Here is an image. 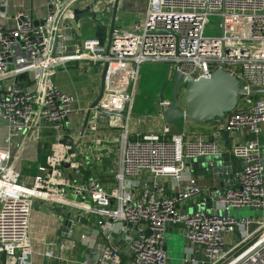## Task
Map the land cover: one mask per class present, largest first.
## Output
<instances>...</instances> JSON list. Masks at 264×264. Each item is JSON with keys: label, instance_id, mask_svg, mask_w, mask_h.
<instances>
[{"label": "built area", "instance_id": "built-area-1", "mask_svg": "<svg viewBox=\"0 0 264 264\" xmlns=\"http://www.w3.org/2000/svg\"><path fill=\"white\" fill-rule=\"evenodd\" d=\"M99 1L51 0L45 20L36 22L25 11L8 17L6 0H0V264H32L30 221L36 202L75 211L78 218L95 215L105 229L123 230L125 223L140 228L125 247L115 240L100 244L91 264H170V228L184 239L183 264H264V55L244 44L264 48V0H148L142 20L116 26L108 42L81 40L67 16L80 3L95 9ZM212 16L222 19L221 36H205ZM73 63H98L104 70L98 105L109 114L90 108L81 125L70 122L77 114L75 98L56 84L60 69ZM146 63H168L194 80L222 68L238 78L244 93L224 121L211 122L209 137L176 133L166 123L158 134L138 133L132 139L128 125L135 85ZM21 75L26 79L19 80ZM180 86L179 98L185 92ZM171 104L160 102L161 118ZM99 123L122 133L115 188L96 177L78 181L72 175L84 168L77 158L82 140L92 136L101 146ZM43 124L68 143L51 145L35 176L22 181L19 167L28 144L42 141ZM224 131L242 140L229 150L221 142ZM227 150L245 165L234 171L224 193L185 177L188 160L220 157ZM168 182L177 185L173 195L167 194ZM200 200L209 201L204 204L211 205L212 214L188 212ZM244 208L262 215H230ZM44 257L54 259V252L48 249Z\"/></svg>", "mask_w": 264, "mask_h": 264}, {"label": "crops", "instance_id": "crops-1", "mask_svg": "<svg viewBox=\"0 0 264 264\" xmlns=\"http://www.w3.org/2000/svg\"><path fill=\"white\" fill-rule=\"evenodd\" d=\"M130 1L132 0H120L118 8H120L122 3V5L126 7L127 3ZM115 2L116 0H100L95 9L86 2L80 3L70 10L67 16V22L75 27L81 40L98 38L100 36L102 40L108 42L111 36L110 26ZM48 4L49 0H6V13L8 17L14 18L18 12L25 11L30 14L36 22H42L47 17ZM147 8L148 0H145L143 7L136 11L139 18L134 20L133 23L142 20ZM87 9H90L91 12H86ZM93 12L97 14V21H99V23L106 21L105 25L108 26L106 30L99 31L97 29L98 22H95ZM148 64H151L152 74L146 82L145 92H147L146 94L149 95V98L145 96L147 101L145 105L150 101V95L153 90L150 86V80H152V84L157 82V84L161 86L164 82L168 81L174 73L171 65L168 68L169 72H167L165 71L166 67L163 66L162 63ZM103 72V67L98 63H73L67 69H60L58 72L56 77L57 86L62 92L69 96H73L76 100L73 108L77 114L70 120L72 125L85 124L88 111L101 92ZM157 75L159 76L156 80L157 77L155 76ZM136 86L137 82L135 88ZM136 90L137 89H135L134 96ZM158 93L159 101L155 103V111L143 115H135L132 106V117L128 125V132L132 139H135L138 133L142 135L158 134L166 125L163 118L159 116L161 109V91L159 89ZM152 100L153 99H151V102ZM136 107L140 109L142 105L138 104ZM210 126L211 123L198 124L186 120L173 124L172 129L176 133L187 130L190 134H202L203 136L209 137ZM40 134L42 138L40 143L28 144L26 153L19 167V172L21 167L22 169L26 168V166L23 165L25 164L23 161L26 160V158L29 159V154L31 153L36 166L29 165V167L33 170V176H35L37 167L45 163L50 153L51 145L58 142L65 144L64 141H67L63 136L53 130L49 124L42 125ZM121 134L120 130L110 129L107 125L99 123L96 137L101 140V146L94 144L95 139L92 136L82 140L77 158L84 164V168L81 170H74L72 172L73 178L82 181L89 177H96L109 189L117 187L116 175L121 169ZM250 138L251 137H248L245 140ZM231 139L232 144H236L242 140V136L235 134L231 136ZM221 142L222 145L228 149V144L224 136ZM243 166L244 163L242 161L232 158V168L235 172L240 171ZM188 176L196 177L199 184L204 187L209 186L215 188L220 185V181L214 180L211 175L204 176L202 173H195L191 168H189L185 177L187 178ZM210 178H212V180ZM145 181L146 177L143 178L142 183ZM174 188H177L175 182H168L167 194L173 195L175 192ZM67 220H71L73 225H76L73 233L69 235L62 232ZM104 222L103 219L95 215L81 216L78 218V214L75 211L60 208L51 203L36 202L33 207L30 221V237L34 251L32 264H91L97 255L99 245L110 241L111 233L117 234V236L121 238L118 243L125 247V244L130 241V238L133 237L136 232L135 228H130L127 232H123L121 230L122 227L108 226L105 229L102 226ZM84 236L86 240H82ZM179 236H181L179 230L170 228L168 237L173 245L178 244L177 238ZM52 243H55V246L49 247V244ZM48 249L54 252V259L44 257V253Z\"/></svg>", "mask_w": 264, "mask_h": 264}, {"label": "water", "instance_id": "water-1", "mask_svg": "<svg viewBox=\"0 0 264 264\" xmlns=\"http://www.w3.org/2000/svg\"><path fill=\"white\" fill-rule=\"evenodd\" d=\"M51 0H49L50 2ZM120 0H116L114 5L113 16L111 20L110 33L111 35L115 32L117 14L119 11ZM90 8V7H89ZM91 9V8H90ZM87 9L86 12H91ZM93 18L95 22H98L97 29L99 31L106 30L108 27L105 25L106 21L99 23L97 21V14L93 12ZM102 42V38L98 37ZM104 77V72H103ZM26 75H21L19 80H25ZM185 85V92L181 98L178 96V87ZM171 87V101L170 108L166 109L162 113L163 120L170 125L176 124L180 121H192L198 124H207L216 120L224 121L226 116L237 109L240 96L244 93L241 87V82L238 78L231 73L218 68L214 71L209 78H201L194 80L184 75L174 72L170 79L164 82L160 102L165 100L163 92L166 88ZM104 90V79L101 84V92L98 98L94 101L91 109H94L104 115L109 114L99 107V101L102 98ZM91 110L88 111L86 122L90 116ZM223 136L228 144V149L232 148V139L230 133L227 131L223 132ZM65 144L68 141H64ZM227 150L222 156H205L199 157L195 160H188L187 166L192 169L195 173H202L204 176L211 175L214 180L220 181V185L214 189H218L220 193H224L228 187L227 181L232 179L235 175L232 168V157L230 151ZM75 153V150L70 151V154ZM245 165V164H244ZM64 167L69 168L68 164H64ZM209 202L208 200H200L201 205L194 204L189 208V213L194 212H206L212 214L210 211L211 205L205 206L204 203ZM227 215V213H223ZM76 225H73L71 220H67L63 227L62 232L64 234H72L75 230ZM130 228L139 230L140 228L133 223H125L123 225V232H127ZM110 240H116L120 242V237L117 234L111 233ZM167 251V247L164 248Z\"/></svg>", "mask_w": 264, "mask_h": 264}, {"label": "rangeland", "instance_id": "rangeland-1", "mask_svg": "<svg viewBox=\"0 0 264 264\" xmlns=\"http://www.w3.org/2000/svg\"><path fill=\"white\" fill-rule=\"evenodd\" d=\"M124 2V1H123ZM123 4V3H122ZM121 4L119 11H118V20L116 23V26L118 27H126L127 25L131 24L134 22V20L139 18V15L136 13V11L138 9H140L141 7H143V5L145 4V0H132L130 2L127 3L126 7H124ZM222 35V19L220 17H215L212 16L209 19V23L206 27L205 30V36H209V37H217V36H221ZM245 45L252 47L255 51V54L258 56H263L264 55V48L261 47L260 45H254V44H250V43H244ZM163 66H165V71L169 72L168 68H169V64L168 63H162ZM152 74V70H151V64H144L141 66L140 70H139V75H138V81H137V86L135 89L136 90V94L134 96V101H133V113L135 115H143L146 114L148 112H153L156 110L155 107V103L156 101H159L158 97H159V93H158V89L161 91L163 84L160 86L159 84H157V82H154V84H152V80H150V86L153 88L152 90V94L150 95L151 99L150 101H148V104L145 105L146 98H149V95L146 94L147 92H145V87H146V82L148 81L150 75ZM158 76L156 80L158 79ZM154 77V76H153ZM152 77V78H153ZM151 78V79H152ZM157 84V85H156ZM182 87L179 86L178 88V93L181 92ZM146 96V98H145ZM163 96L165 99L171 100V87L169 86L168 88H166L163 92ZM142 105V108H137L136 105ZM180 122H184V121H180ZM179 123V122H178ZM3 139V137L1 136V140ZM31 148V146H30ZM30 153V150H29ZM46 155V154H44ZM33 156L30 153L29 154V159L26 158V160H24L23 162L26 166V168L21 167L20 169V179H22V181H26L27 179H29V177L33 176V170L29 167V165H33L36 166V163H34L33 161ZM43 162V161H42ZM34 177V176H33ZM32 177V178H33ZM212 180V178H210ZM230 215L235 217V218H242V217H255V216H261L262 215V211L261 210H252L249 208H244L241 209L239 211H231ZM180 237V238H179ZM178 239V244L173 245L170 242L169 237L167 238V242H168V251L170 252V264H183L182 263V259H183V255H184V239L182 236H179ZM198 258V257H197Z\"/></svg>", "mask_w": 264, "mask_h": 264}]
</instances>
